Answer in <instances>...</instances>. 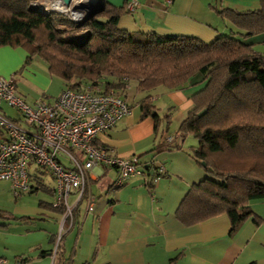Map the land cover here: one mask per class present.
<instances>
[{
	"label": "crops",
	"instance_id": "crops-1",
	"mask_svg": "<svg viewBox=\"0 0 264 264\" xmlns=\"http://www.w3.org/2000/svg\"><path fill=\"white\" fill-rule=\"evenodd\" d=\"M128 1L105 0V3L124 7ZM138 3L134 11L126 8L120 14V27L142 37L151 33L183 35L205 43L234 32L242 35L218 9L244 11L260 7L259 0H138ZM241 39L257 50L264 49V33ZM27 56L23 47L0 46V76L11 77L30 104L38 100L54 101L66 87L64 81L50 75L47 64H40L36 56L26 62ZM205 85L204 76L197 72L178 88L161 86L153 90L150 100L157 106L156 121L151 115H143L141 100L145 94L136 81H128L121 93L130 105V112L99 135L97 143L106 146L111 154L137 157L143 173L130 176L116 187L117 168L103 163L97 166L88 187V193L95 197L94 208L88 210L85 198L78 204L75 223L63 235L54 256L62 219V213L51 206L56 183H45L43 172L32 167L31 186L35 187L29 192L41 190L52 199L38 200L24 194L18 201L16 215L3 209L0 256L7 259V264H264L263 200H252L253 216L234 232L226 212L190 225L176 217V210L191 186L207 176L192 157L198 139L178 131L194 107L193 96ZM46 95L49 98L45 100ZM4 104L0 102V113L21 120L16 111ZM163 108L169 112L162 115ZM76 199L73 193L70 200Z\"/></svg>",
	"mask_w": 264,
	"mask_h": 264
},
{
	"label": "trees",
	"instance_id": "trees-1",
	"mask_svg": "<svg viewBox=\"0 0 264 264\" xmlns=\"http://www.w3.org/2000/svg\"><path fill=\"white\" fill-rule=\"evenodd\" d=\"M30 1L0 0V46L23 47L28 63L39 56L49 74L68 88L87 91L99 86L105 92H122L134 80L145 94L143 115L157 121V106L150 100L153 90L178 88L201 73L206 85L193 96L194 107L178 131L198 139L192 157L207 176L191 186L176 217L190 225L226 212L234 232L253 216L252 200L264 201V52L241 37L264 33V0L257 9H218L242 35H221L209 43L183 35L142 37L124 29L119 18L126 5L105 4L95 16L78 23L61 13L28 8ZM81 30L87 36L77 40ZM39 31L46 34L47 43H39ZM51 206L63 212L62 207Z\"/></svg>",
	"mask_w": 264,
	"mask_h": 264
},
{
	"label": "built area",
	"instance_id": "built-area-1",
	"mask_svg": "<svg viewBox=\"0 0 264 264\" xmlns=\"http://www.w3.org/2000/svg\"><path fill=\"white\" fill-rule=\"evenodd\" d=\"M90 0H36L31 7L46 13L55 12L81 23L87 11L74 9L79 2ZM104 1V0H101ZM138 0H129L126 8L134 11ZM17 109L21 120L0 113V180L11 183L16 196L31 189V168L47 171L55 180L54 205L62 207V219L53 255L63 235L75 223V208L85 198L88 210L94 208L95 197L88 193L90 176L100 164L118 170L115 186H122L132 175L143 173L137 157L124 158L111 154L97 143L99 135L112 129L130 112V105L120 90L102 91L99 86L80 91L64 87L52 101L38 100L30 104L18 92L11 77L0 76V102ZM65 158V159H63ZM158 177L153 178L156 182ZM75 193L77 199L69 203ZM0 264L7 259L0 256Z\"/></svg>",
	"mask_w": 264,
	"mask_h": 264
},
{
	"label": "rangeland",
	"instance_id": "rangeland-1",
	"mask_svg": "<svg viewBox=\"0 0 264 264\" xmlns=\"http://www.w3.org/2000/svg\"><path fill=\"white\" fill-rule=\"evenodd\" d=\"M33 1H36V0H31L28 4V8H31V2ZM220 3V1H219ZM258 8V7H257ZM36 11V10H35ZM41 13H44V14H48L50 15L51 13H54V14H60V13H55V12H49V13H46L45 11H40ZM62 15V14H61ZM87 33L86 30H81L78 32V35L79 34H85ZM77 37V36H76ZM37 38H38V41L39 43H47V37H46V34L43 33L42 31H39L37 33ZM50 49V48H49ZM259 50H264L263 48H259ZM37 59V61L40 63V64H43L45 65V62L39 57V56H36L35 57ZM48 97V95H46L44 97V99L46 100ZM6 103V102H4ZM6 107H8L9 109H11L12 111H16L17 114L20 115V113L17 111V109H15L14 107L8 105L7 103L4 104ZM8 105V106H7ZM167 112H169V110L167 108H163L162 110V115L166 114ZM164 117V116H163ZM193 137V136H192ZM65 159V158H63ZM66 160V159H65ZM34 170V168H33ZM42 171H44L43 176V179L45 181V183L47 184H50V185H55V180L53 179L52 176H50L46 170L44 169H41ZM40 171V170H38ZM39 173H42V172H39ZM24 194H27V197H31V198H35V199H47V200H51L52 199V196L43 192V191H38V192H32L30 193L29 191L26 192V193H23L21 196H16L13 192V189H12V186H11V183L8 182V181H4V182H1L0 181V222L2 220V215L4 214V210H8L10 213L16 215V207H17V204H18V201L19 199L24 195ZM56 198V197H55ZM73 201H69V203H72ZM4 209V210H3Z\"/></svg>",
	"mask_w": 264,
	"mask_h": 264
},
{
	"label": "water",
	"instance_id": "water-1",
	"mask_svg": "<svg viewBox=\"0 0 264 264\" xmlns=\"http://www.w3.org/2000/svg\"><path fill=\"white\" fill-rule=\"evenodd\" d=\"M64 2L69 5L71 3V0H64ZM105 0H90V1H84L79 2L78 4H75L73 6L74 9H83L87 11L86 19L91 18L95 16L98 12L102 11L105 7ZM87 34H79L77 35V40H82L86 38ZM206 109H203L199 112V115L204 114Z\"/></svg>",
	"mask_w": 264,
	"mask_h": 264
}]
</instances>
